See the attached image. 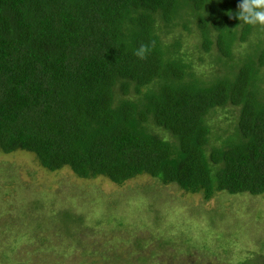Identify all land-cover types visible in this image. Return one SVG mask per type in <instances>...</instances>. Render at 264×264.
<instances>
[{
    "label": "trees",
    "instance_id": "16d2710c",
    "mask_svg": "<svg viewBox=\"0 0 264 264\" xmlns=\"http://www.w3.org/2000/svg\"><path fill=\"white\" fill-rule=\"evenodd\" d=\"M239 3L0 0V151L205 201L263 194L264 29Z\"/></svg>",
    "mask_w": 264,
    "mask_h": 264
},
{
    "label": "rangeland",
    "instance_id": "374dc122",
    "mask_svg": "<svg viewBox=\"0 0 264 264\" xmlns=\"http://www.w3.org/2000/svg\"><path fill=\"white\" fill-rule=\"evenodd\" d=\"M240 262L264 264V193L205 201L146 174L118 185L0 151V264Z\"/></svg>",
    "mask_w": 264,
    "mask_h": 264
},
{
    "label": "clouds",
    "instance_id": "9594fccd",
    "mask_svg": "<svg viewBox=\"0 0 264 264\" xmlns=\"http://www.w3.org/2000/svg\"><path fill=\"white\" fill-rule=\"evenodd\" d=\"M237 7L236 18L243 23L252 26L259 25L264 29V0H240ZM154 45L153 41L152 46ZM150 50L149 45L141 44L134 54L140 59H145Z\"/></svg>",
    "mask_w": 264,
    "mask_h": 264
}]
</instances>
